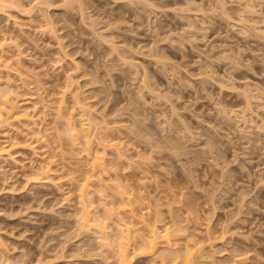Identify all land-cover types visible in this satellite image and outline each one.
<instances>
[{
    "label": "rangeland",
    "instance_id": "obj_1",
    "mask_svg": "<svg viewBox=\"0 0 264 264\" xmlns=\"http://www.w3.org/2000/svg\"><path fill=\"white\" fill-rule=\"evenodd\" d=\"M66 1L19 0L20 8L0 11L1 86L10 80L36 118L0 126V144L20 143L14 160L0 158V261L119 264L116 221L128 223L131 213L112 194L118 181L132 193L142 188L149 206L137 211L146 223L160 233L173 224L184 229L174 233L177 253L161 245L163 260L139 255L132 264H185L187 241L196 243L194 264H264V95H251L264 92V36L254 33L264 29V8L239 16L248 0H195L199 8L157 0L156 9L131 0ZM70 76L74 90L66 87ZM75 92L90 102L84 117L93 146L105 149L107 172L88 156L82 116L72 118L78 140L65 131ZM114 149L124 154L119 166ZM48 163L53 175L28 183ZM84 185L99 230L83 222ZM107 207L117 212L111 217ZM99 226L108 228L112 248L99 241Z\"/></svg>",
    "mask_w": 264,
    "mask_h": 264
},
{
    "label": "bare ground",
    "instance_id": "obj_2",
    "mask_svg": "<svg viewBox=\"0 0 264 264\" xmlns=\"http://www.w3.org/2000/svg\"><path fill=\"white\" fill-rule=\"evenodd\" d=\"M66 1V0H65ZM77 1V0H76ZM79 1V0H78ZM81 1V0H80ZM132 1V0H131ZM243 1H245V0H243ZM19 2V0L17 1V0H0V11H10V10H13L14 8H18L19 7V4H21V3H18ZM67 2V1H66ZM23 3V2H22ZM82 3V2H81ZM80 3V4H81ZM247 4H245L244 5V7H243V9L241 8V10L239 11V16L240 15H244V13L245 12H251L250 11V7L251 8H255V5H257V4H259V0H248L247 2H246ZM71 4H73V3H71ZM260 5V4H259ZM24 6V5H23ZM22 6V8H24ZM32 7V6H31ZM30 7V8H31ZM81 7V6H80ZM224 5H223V10H224ZM20 8V7H19ZM21 8V9H22ZM83 8V7H82ZM81 8V9H82ZM259 8V7H258ZM260 9V8H259ZM225 11V10H224ZM227 11V10H226ZM226 11L225 12H223L224 14L226 13ZM260 11H261V9H260ZM6 13V12H5ZM259 13V12H258ZM254 14V13H253ZM261 15V14H260ZM261 16H264L263 15V13H262V15ZM259 17V16H258ZM260 18V17H259ZM263 18V17H262ZM256 20V19H255ZM254 21V20H253ZM261 21H264V20H261ZM244 23V22H243ZM246 23V22H245ZM257 23L259 24V22H258V20H257ZM257 23H255V25L257 24ZM247 24V23H246ZM249 24V23H248ZM247 24V25H248ZM254 25V26H255ZM242 26H245V25H242ZM251 26H252V24H251ZM253 26V27H254ZM258 26V25H257ZM264 26V25H263ZM250 27V26H249ZM244 28V27H243ZM245 28H246V26H245ZM247 29H248V26H247ZM249 29H251V28H249ZM258 29V28H257ZM261 29V28H260ZM253 30H255V29H253ZM259 30V29H258ZM264 29L262 28V31H256L255 30V34L257 33V32H261V33H258L259 35H263L264 36V31H263ZM245 31V30H244ZM252 31V30H251ZM101 34V33H100ZM250 34V33H249ZM257 35V34H256ZM258 36V35H257ZM100 38H102V35H100L99 36ZM106 37V36H105ZM104 37V35H103V38L102 39H104L105 38ZM258 38V37H257ZM264 38V37H263ZM260 39V38H259ZM4 40H6V38L5 39H1L0 40V49H2L1 51H3L4 49L3 48H5V46L4 45H6L7 43H6V41H4ZM100 40V39H99ZM105 41V40H104ZM261 41V40H260ZM6 43V44H5ZM114 46V45H113ZM112 48H114V47H112ZM115 49V48H114ZM118 51V50H117ZM113 52V51H112ZM116 52V51H115ZM239 53H240V51H239ZM133 64V63H132ZM69 75V74H68ZM72 76V75H71ZM71 76H70V78L67 80V82H68V84H67V82H66V84H67V86L66 87H72V85H74L73 84V82L74 81H72L71 80ZM1 80V79H0ZM73 80H75L74 78H73ZM2 82H0V87L2 88V84H1ZM6 84H7V87L5 86L4 87V89H7V90H4L3 88H2V90H0V126H2V125H6V124H8V125H10L9 123H13V124H16V123H14V122H23V123H27V125H32V124H34L35 123V117H34V114L32 113V111L30 112V110L27 108V106L25 107L24 105H22L23 104V102H21L20 103V100H19V95L20 94H18L17 92H16V87H14V85L10 82V80H7V82H6ZM73 88V87H72ZM64 89H65V86H64ZM76 89V88H75ZM252 89V88H251ZM259 88H257L256 89V91L258 90ZM65 90H68V89H65ZM65 90H64V92H65ZM73 90H74V88H73ZM255 90V89H254ZM261 89H259V91H260ZM69 91H71L70 89H69ZM68 91V92H69ZM78 91H80V90H78ZM77 91V92H78ZM243 91V90H242ZM248 91H250V90H248ZM256 91H254V92H256ZM4 92V93H3ZM72 92V91H71ZM63 93V92H62ZM244 93V92H243ZM81 94V93H80ZM247 94H249V96H251L252 95V97H253V99H257L258 98V100H263L262 99V96L264 95V92H263V90H262V92L260 91V92H258L257 94L255 93V94H251L250 95V93H247ZM246 94V95H247ZM245 95V94H244ZM245 95V96H246ZM73 96V95H72ZM249 96H247L248 98V100L251 98H249ZM81 97H82V94H81ZM80 96H79V94L78 93H76L75 92V95H74V97H73V105L71 106V107H68V109L66 110V112H67V114H66V121H65V123L64 124H66V127H64L65 128V131H66V133H68L69 132V134H71L70 136L72 137H74L75 138V140L77 139H79V133H78V126L76 127V124H74V122L72 121L73 119L72 118H74L76 115H79V116H82L83 118H82V124H83V126H82V130L84 131V135L83 136H81L82 138H83V140L86 142V149H88V151H89V154H88V156H90L89 158H91V160L93 161L92 163H94L93 164V166L95 165V164H100V166H101V170L103 169V170H106L108 167H109V164H106L105 162H103L104 161V159L103 160H101L103 157H102V155L103 154H101V156L99 155L100 154V151L101 150H105V149H101V150H99L100 149V143H98V145L100 146H97V147H99V148H95L94 146H93V143H92V138H91V134L88 132V131H91L92 129H91V127H92V125H91V123H90V121H88L89 119H90V115H88V114H90L89 112H88V114L86 113V111H88V107H90V106H88L87 107V105H89L90 104V102L88 101V100H86L87 102H89V104H87V102L85 101V98H81ZM85 97V96H84ZM87 97V96H86ZM255 97V98H254ZM23 100V99H22ZM24 101V100H23ZM26 102L27 101H25L24 103L26 104ZM250 102V101H249ZM23 106H24V108H23ZM87 107V108H86ZM90 109H91V107H90ZM89 109V110H90ZM60 110H63V108L61 107V105H60ZM92 111V110H91ZM90 111V112H91ZM65 112V113H66ZM92 113V112H91ZM61 114V112L59 113V115ZM63 114V113H62ZM86 114H87V118H88V116H90L89 117V119L87 120V118H85L86 117ZM65 115V114H64ZM68 115V116H67ZM70 115V116H69ZM62 116V115H61ZM85 116V117H84ZM93 116V115H92ZM95 117V116H94ZM93 117V118H94ZM35 118V119H34ZM62 119H63V121H64V118H63V116H62ZM96 119V118H95ZM91 120H92V124H93V122L94 123H96L92 118H91ZM23 123H22V125H23ZM12 124V125H13ZM107 124V123H106ZM26 125V124H25ZM96 125H97V123H96ZM99 125V124H98ZM7 126V125H6ZM24 126V125H23ZM65 126V125H64ZM90 126V127H89ZM107 127V126H106ZM112 127V126H111ZM4 129H5V127H3ZM63 128V127H62ZM64 128H63V130H64ZM77 128V129H76ZM88 128L89 129H91V130H88ZM98 128V127H97ZM104 129V128H103ZM109 129V127H107V129L106 130H108ZM102 130V128L100 129V131ZM112 130V129H111ZM141 130V129H140ZM1 131H2V129H1ZM5 131V130H4ZM4 131L2 132V134H4ZM39 131H40V129H39ZM64 131V132H65ZM63 132V133H64ZM99 132V131H98ZM109 132V131H108ZM1 133V132H0ZM142 133H144V132H142ZM101 133L99 132V134L98 135H100ZM61 135H62V133H61ZM97 135V134H96ZM144 135V134H143ZM146 135V134H145ZM4 136V135H3ZM2 136V137H3ZM101 136V135H100ZM99 136V137H100ZM148 134H147V136H145V137H147L148 138ZM72 137V138H73ZM150 138H151V136H149ZM73 138V139H74ZM102 138L104 139L105 137H103L102 136ZM0 139H1V137H0ZM106 139V138H105ZM114 139V138H113ZM98 140H99V138H98ZM152 140H154V139H152ZM109 140H107V142H108ZM171 141V140H170ZM6 142V141H5ZM4 141L0 144V158H5L6 157V159H7V157L9 158H11L12 157V155H13V153L12 152H14L13 151V149H15V148H18L19 147V141H16L15 140V142L13 143V142H11V143H13V144H11V146H10V144H6ZM98 142H100V141H98ZM103 142V141H102ZM114 142H116L117 143V140L116 141H114ZM175 142V141H174ZM5 143V144H4ZM19 143V144H18ZM104 143H105V141H104ZM109 143H110V141H109ZM172 143V142H171ZM173 144V143H172ZM29 145V144H28ZM103 145V144H102ZM105 145V147H108V146H106L107 144H104ZM109 145V144H108ZM114 145V146H113ZM113 145H111V146H113L114 148H115V146H117L118 144H114L113 143ZM110 146V145H109ZM168 146V145H167ZM102 147H104V146H102ZM104 147V148H105ZM116 149H118V147L116 148ZM116 149H114L115 150V157H116V159L118 160V162H116V163H118V166H119V161L122 159H124V154H123V151H119V150H116ZM174 149V148H173ZM179 149V148H178ZM98 150H99V152H98ZM97 152V153H96ZM103 152V151H102ZM172 152V151H171ZM174 153V152H173ZM97 154V155H96ZM14 157V156H13ZM102 157V158H101ZM129 156H126V158H125V162H127L126 161V159L128 158ZM9 158V159H10ZM12 159V158H11ZM129 159V158H128ZM12 160H14V158L12 159ZM114 160V159H113ZM106 161V160H105ZM49 162V161H48ZM112 162H114V161H112ZM121 162V161H120ZM108 163V162H107ZM110 163V162H109ZM122 163V162H121ZM111 164V163H110ZM114 164V163H113ZM48 165V166H47ZM47 165H42L41 166V168H37L36 170H32V172L30 173V175H29V177H28V183H31V184H41L43 181H46V180H48L50 177H51V173H52V175H53V172H51L52 171V166L50 167L49 166V163L47 164ZM125 165V164H124ZM99 165H98V167H100ZM111 166V165H110ZM97 169H98V167L97 166H95ZM113 167H114V165H113ZM112 167V168H113ZM116 168L117 167H115L114 168V170H116ZM109 169V168H108ZM107 169V170H108ZM99 170V169H98ZM107 170H106V172H107ZM94 171H95V168H94ZM105 172V171H104ZM28 175V174H27ZM116 176H118L117 174H115ZM51 180V179H50ZM101 181V180H100ZM103 181H105V180H103ZM102 181V182H103ZM102 182H100V183H102ZM143 182V181H142ZM27 183V184H28ZM45 183V182H44ZM99 183V184H100ZM103 183H105V182H103ZM102 183V184H103ZM145 183V182H144ZM142 184V183H141ZM34 185V186H35ZM104 186H105V184H103ZM107 185V187H108V183L106 184ZM100 186H102L101 184H100ZM104 186H102L103 188H104ZM128 186V185H127ZM127 186L125 187V185L123 186L122 184H120V182L118 183V181H116V183H115V186H113V190L115 189V192L113 191V195L115 194L118 198H119V200H120V203L119 202H117V204H119L120 206H123L122 208L123 209H128L129 211H130V213H128V214H130V221L128 220V223L125 221L124 222V218L123 219H119L118 217H116L115 219H119V222L118 221H116V223L119 225V227L121 228L120 230L121 231H119L118 233V235L116 236L115 234V236H116V238L113 236V238H115V239H113V240H115V242H117V243H115V244H117V246L116 245H114V243H112L113 245L112 246H114V247H116V248H118V249H116L117 250V252H118V261H119V264H132V262H133V260L136 258V256H139V255H145V256H149V255H151V254H156L160 249H161V245H163V247H165L164 249V251H166V253L167 254H172V246H173V244H172V240H175L178 236H180V234H181V232L184 230L183 228H182V230H181V232H179L180 230V227L179 228H176L175 226L176 225H174L173 224V227L172 226H170V227H172V229H170V227L169 226H167L165 229H164V231L163 232H161L160 233V231H158L157 229L158 228H156L157 226V224H153V223H151V222H147V223H150V225H148L145 221H147V220H145V218L143 217V215H144V213H143V215H142V213H140V210L139 211H137L139 208H141V206H149V205H146V203L147 204H149L148 202H147V196L145 195L144 197L143 196H141V195H139V193H140V191L142 190V188L140 189V191L138 190L137 192H134V193H132L130 190H128V189H126L127 188ZM85 187V185L82 187H80L79 189H80V202H81V204L83 205V210H85V212L82 214L83 215V219H84V221L83 222H85V224H87L86 226H87V228L86 229H89L90 230V228H96L97 227V225L96 224H98L99 222L97 221V223L96 224H94L95 222H92L93 221V218L94 217H91L90 215H91V213L89 212L90 210L89 209H86L87 207H88V205H86V204H88V202H87V200L89 199V195L91 194V192L90 191H88V189L89 188H87V186H86V188H87V190L84 188ZM102 187H99V188H102ZM106 187V188H107ZM102 188V190H100V192H102V191H104V189ZM105 188V189H106ZM129 189H130V187H128ZM112 190V189H111ZM96 193H98V191L96 192ZM95 193V194H96ZM103 193V192H102ZM135 193L137 194L138 193V195H135ZM143 193V191L140 193V194H142ZM99 194H101V193H98V195ZM145 194V193H144ZM143 194V195H144ZM105 195V193H103V196ZM114 195V197H116ZM100 196V195H99ZM102 196V195H101ZM113 200H117V199H113ZM118 200V201H119ZM89 201H90V199H89ZM91 201H92V199H91ZM149 201V200H148ZM85 202H87V203H85ZM116 202V201H115ZM84 203V204H83ZM92 204H93V202H91ZM91 203L89 204V205H91ZM94 203H95V201H94ZM85 206V207H84ZM87 206V207H86ZM119 206V207H120ZM144 206V207H145ZM157 207V206H156ZM115 207H113V208H108L107 207V209L106 210H108L107 211V214H109V216H113V215H111L112 214V212L113 211H115L116 210V208L114 209ZM121 208V209H122ZM146 208V207H145ZM148 208V207H147ZM122 209V210H123ZM142 209V208H141ZM111 210H113V211H111ZM127 210V212H129ZM116 212H117V210H116ZM116 212H115V214H116ZM125 212V211H124ZM122 213V212H121ZM120 213V214H121ZM119 214V213H118ZM139 214H141V215H139ZM117 215V214H116ZM126 215V214H125ZM124 215V216H125ZM108 216V215H107ZM115 216V215H114ZM118 216V215H117ZM111 217H109V219L111 218ZM127 218H128V216H126ZM141 217V218H140ZM99 218V217H98ZM114 218V217H113ZM96 219L97 218H94V220L96 221ZM102 219V218H101ZM112 219V218H111ZM97 220H100V219H97ZM127 220V219H126ZM114 221V220H113ZM82 222V223H83ZM100 223H102V221L100 222ZM103 223H104V221H103ZM102 223V224H103ZM105 223H107V220L105 221ZM131 223V224H130ZM88 224H89V226H88ZM90 224H91V226L94 224V226H92V227H90ZM102 224H100V226L102 225ZM152 224V225H151ZM96 225V226H95ZM82 226H85L84 225V223H83V225ZM85 226V227H86ZM100 226L98 227V228H100ZM103 226H106L105 224H103ZM107 226H109L108 224H107ZM90 227V228H89ZM102 227V226H101ZM118 227V226H117ZM102 228H104V227H102ZM107 228V227H106ZM85 229V230H86ZM108 229V228H107ZM107 229L104 231L103 229L101 230V228H100V230H101V232L100 231H98V233H99V236L98 237H101V239L99 240V241H102V243L103 242H105L106 244H105V246L107 247L108 246V244H109V247L110 248H112L111 247V242H113V240L110 242L108 239H109V236L110 235H108L107 234V232H109V231H107ZM96 230H99V229H97L96 228ZM177 232H179V233H177ZM101 233V234H100ZM174 233H177V237L176 236H174L175 234ZM117 234V233H116ZM179 234V235H178ZM174 236V237H173ZM211 236V235H210ZM173 238V239H172ZM179 238V237H178ZM217 238H218V236H217ZM216 238V239H217ZM110 239H112V238H110ZM209 239V238H208ZM215 239V238H214ZM137 240H138V243H137ZM210 240V239H209ZM218 240V239H217ZM189 241H190V239H189ZM174 242V241H173ZM188 242V241H187ZM186 242V257H187V259H186V262H185V264H194L195 263V260H194V250H196L194 247L196 246V243H195V245L194 246H192L193 244L192 243H190V242H188L187 243ZM101 243V242H100ZM101 243V244H102ZM104 245V244H103ZM102 246V245H101ZM105 246H102V247H105ZM168 249H170V251H167ZM115 250V251H116ZM178 251V250H177ZM181 251V250H180ZM159 252H162V251H159ZM171 252V253H170ZM116 253V252H115ZM165 253V252H164ZM173 253H177L176 251L175 252H173ZM158 255L160 254V256L161 257H163L162 258V260L164 259V254H162V253H157ZM157 254H156V256H157ZM180 255V254H179ZM159 256V257H160ZM167 255L165 254V257H166ZM172 256H174V254L172 255ZM176 256H178L177 254H176ZM176 256H174V257H176ZM196 256V255H195ZM155 257V256H154ZM185 257V258H186ZM243 257V256H242ZM157 258V257H156ZM177 258V257H176ZM185 258L183 259L182 258V261L184 260L185 261ZM239 259H240V257H238ZM169 259H170V257H169ZM196 259V258H195ZM245 259V258H244ZM167 260V258H165V261ZM171 260V259H170ZM164 261V262H165ZM197 261V260H196ZM245 261V260H244ZM162 262V261H161ZM163 262V263H164ZM183 263V262H182ZM181 263V261H180V263L179 264H182ZM197 263V262H196ZM162 264V263H161ZM165 264V263H164ZM178 264V263H177Z\"/></svg>",
    "mask_w": 264,
    "mask_h": 264
},
{
    "label": "clouds",
    "instance_id": "obj_3",
    "mask_svg": "<svg viewBox=\"0 0 264 264\" xmlns=\"http://www.w3.org/2000/svg\"><path fill=\"white\" fill-rule=\"evenodd\" d=\"M132 2H134L136 4L143 5L145 8L156 9V7H157V0H132ZM191 4L195 5V0H191ZM259 4H260L261 8H264V0H259ZM195 7L199 8V5H195ZM187 10L188 11L191 10V5ZM250 11L252 13L259 15V13L257 12V10L255 8L250 7ZM262 22H264V21H262ZM181 135H183V133H181ZM188 151H189V153H191L192 150L189 149ZM181 154H184V153H181ZM20 251L24 252L25 250L23 248H21ZM32 255H34V254H32ZM0 264H8V262L7 261H0ZM16 264H23V262L20 260H17ZM33 264H34V262H33Z\"/></svg>",
    "mask_w": 264,
    "mask_h": 264
}]
</instances>
